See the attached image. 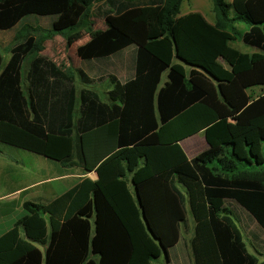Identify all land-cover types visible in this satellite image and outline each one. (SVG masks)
I'll use <instances>...</instances> for the list:
<instances>
[{"label":"trees","instance_id":"obj_1","mask_svg":"<svg viewBox=\"0 0 264 264\" xmlns=\"http://www.w3.org/2000/svg\"><path fill=\"white\" fill-rule=\"evenodd\" d=\"M99 1L0 0V30L54 17L21 25L5 63L0 49V142L98 174L47 204L26 200L0 264L170 262L189 214L194 264H264V92H251L264 86V0H212L214 21L181 14L184 0H103L106 27L94 28ZM81 29L83 61L134 46V78H93L42 53ZM200 131L208 147L189 157L181 141Z\"/></svg>","mask_w":264,"mask_h":264},{"label":"crops","instance_id":"obj_2","mask_svg":"<svg viewBox=\"0 0 264 264\" xmlns=\"http://www.w3.org/2000/svg\"><path fill=\"white\" fill-rule=\"evenodd\" d=\"M209 21H214V19L212 18ZM134 56L135 47L130 50L127 48L101 62L94 60L95 62H90V73L88 74L93 78H98L101 76L104 78L115 76L116 79L119 80V77H121L124 79V83L135 76L133 64ZM51 59L53 60L54 58ZM55 61L58 62L57 60ZM102 67L104 68V71H100ZM163 81H165V79H163ZM199 133L203 135V139L200 138L194 141L191 145H185L184 142L186 139ZM196 134L181 141V144L189 157L197 155L199 152L208 147L203 131H200ZM4 156L5 151H3V148L0 147V171H3L4 168H7L8 170H14L17 171V176L13 178V187L11 189L0 192V236L12 229L15 223L27 214L26 209L24 208V202L26 200H33L47 204L54 200L57 196L72 188L85 177H90L93 180L98 178V174L95 170L87 171L82 167H66L62 165L60 161H58L59 164L56 162H50L51 164L46 163L44 166H39L36 163V160H34L35 163L31 165L32 171L36 169H44L45 166L49 169H57L59 165L60 167L64 168V170L61 172H48L39 177L38 175L32 174V172L27 170L26 163H24L20 157L13 154H7L8 161L4 162ZM54 183H57V186H61V191H57L55 189ZM190 227L191 229L194 227V222L192 220H190ZM42 249L44 250V247H42ZM169 252L171 261L168 262L165 259V264H194L193 255L192 253L191 255L189 254L187 249V241L185 239L178 243L175 247L171 248Z\"/></svg>","mask_w":264,"mask_h":264},{"label":"rangeland","instance_id":"obj_3","mask_svg":"<svg viewBox=\"0 0 264 264\" xmlns=\"http://www.w3.org/2000/svg\"><path fill=\"white\" fill-rule=\"evenodd\" d=\"M103 0L96 2L94 5V12L91 17V22H93V27L94 28H105L106 27V21L103 16H101L98 12V9L100 6L103 4ZM200 11L202 12L209 20L212 18H215V12H214V5L212 0H184L182 3L181 7V14L188 13L190 11ZM54 17L47 16V17H42V16H37V15H30L26 18H24L21 22V24L18 26V28L23 25V24H28V25H39L43 27H49L52 24ZM17 28V29H18ZM17 29H12V30H0V49L2 51V54L4 56V63L8 61V59L11 56V47L13 46L15 42V36ZM91 36V33H89L86 29H81L77 31L76 33L72 34L69 39H66L61 36H57L52 40H48L45 43V48L43 50V54L47 55L50 58H54L57 60L59 63L64 64L65 66L70 65L73 67V69H78L82 68L85 72L90 73V62H95L94 60L92 61H83L76 53L77 47L79 44L87 41ZM234 45L241 49L242 51H248L252 52L256 50V48H253L249 45H247L244 42H235ZM134 47H129L128 49H133ZM53 59V60H54ZM54 60V61H55ZM104 61V60H102ZM56 62V61H55ZM56 62L59 66L60 64ZM101 62V61H99ZM62 67V66H61ZM63 68V67H62ZM104 68L102 67L100 71H102ZM104 71V70H103ZM115 73V72H114ZM107 78V77H106ZM163 79H166V73L163 75ZM119 80L121 83H123L124 79L119 77ZM83 86V83L79 79V75H77V88L78 91L81 90ZM95 87L99 90V92L102 94L103 97L106 98L105 91L107 90L108 85H106V81L102 82H97L95 84ZM251 92H253L255 95H258L260 93L264 92V86L262 87H256L253 89ZM203 139L202 134H196L188 139L185 140V145H191L193 144L194 141L198 139ZM206 143V142H205ZM0 147L3 148V151H5V156L3 161L7 162L8 157L7 154H13L15 156L20 157V159L23 160L24 163L27 165V170L32 172V174L38 175L39 177L43 176L44 174L48 172H61L64 170L63 167L58 166L57 169H49L45 166L44 169L41 170H34L32 171V166L36 160V163L40 166H44L46 163H58V161L51 160L43 155H39L36 153H33L31 151L14 147L11 145H7L4 143L0 142ZM51 164V163H50ZM35 168V167H34ZM22 170V169H21ZM17 176V171L14 170H8L7 168L3 171H0V192L2 191H7L13 187V178ZM55 184V189L57 191H61V186H57V183ZM228 205L232 208L233 212L235 213V216L237 218V221L239 225L241 226L246 238L248 241L252 240V235L249 233L250 230L253 229V225L249 222L248 218L246 217V212L245 210L239 206L236 202L231 201L228 203ZM189 219L192 220L191 214H189ZM254 231V230H253ZM193 236V228L191 231L184 232V237L185 240L187 241V249L189 251V254L191 255L192 250H191V238ZM261 239H264L263 235L259 236ZM255 240V239H254ZM254 240H252L254 242ZM259 242V241H258ZM262 248V247H261ZM160 264H165V258H161L159 260Z\"/></svg>","mask_w":264,"mask_h":264},{"label":"water","instance_id":"obj_4","mask_svg":"<svg viewBox=\"0 0 264 264\" xmlns=\"http://www.w3.org/2000/svg\"><path fill=\"white\" fill-rule=\"evenodd\" d=\"M163 251H164V254H167L168 253V249H166L164 247H163Z\"/></svg>","mask_w":264,"mask_h":264}]
</instances>
